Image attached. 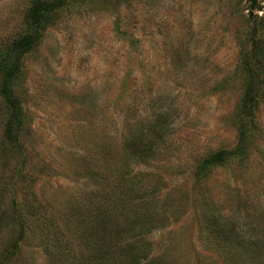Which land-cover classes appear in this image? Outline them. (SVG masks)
<instances>
[{"label": "rangeland", "instance_id": "1", "mask_svg": "<svg viewBox=\"0 0 264 264\" xmlns=\"http://www.w3.org/2000/svg\"><path fill=\"white\" fill-rule=\"evenodd\" d=\"M0 264H264V0H0Z\"/></svg>", "mask_w": 264, "mask_h": 264}, {"label": "trees", "instance_id": "2", "mask_svg": "<svg viewBox=\"0 0 264 264\" xmlns=\"http://www.w3.org/2000/svg\"><path fill=\"white\" fill-rule=\"evenodd\" d=\"M250 2L252 3H255L256 0H249ZM42 4L44 5V3L42 2H38L36 3L34 6H33V9H32V13L33 15H38L39 12H40V8L42 6ZM36 21V19H34ZM35 40H36V37L34 35H31V34H27V35H24L20 40L19 42L17 43L18 46H21L22 49H28L30 48L32 45H34L35 43Z\"/></svg>", "mask_w": 264, "mask_h": 264}]
</instances>
